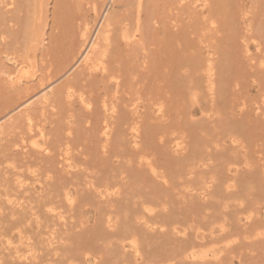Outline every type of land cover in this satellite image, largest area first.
<instances>
[{
	"label": "bare ground",
	"instance_id": "1",
	"mask_svg": "<svg viewBox=\"0 0 264 264\" xmlns=\"http://www.w3.org/2000/svg\"><path fill=\"white\" fill-rule=\"evenodd\" d=\"M259 9L0 0V264H264Z\"/></svg>",
	"mask_w": 264,
	"mask_h": 264
},
{
	"label": "rangeland",
	"instance_id": "2",
	"mask_svg": "<svg viewBox=\"0 0 264 264\" xmlns=\"http://www.w3.org/2000/svg\"><path fill=\"white\" fill-rule=\"evenodd\" d=\"M259 13L263 14V16H264V9H262V10H260V9L257 10V14H259ZM87 208H88V210L91 209V207H88V206H87ZM86 215L89 217V219L92 217L91 212H88V211H87ZM89 257L93 258L92 255H90ZM44 259H45V258H44ZM44 264H45V263H44Z\"/></svg>",
	"mask_w": 264,
	"mask_h": 264
}]
</instances>
